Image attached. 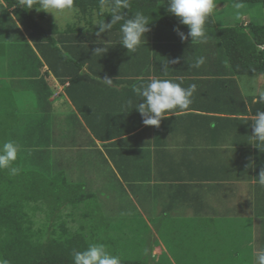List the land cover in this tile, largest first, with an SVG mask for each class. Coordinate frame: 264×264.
<instances>
[{
  "label": "trees",
  "instance_id": "trees-1",
  "mask_svg": "<svg viewBox=\"0 0 264 264\" xmlns=\"http://www.w3.org/2000/svg\"><path fill=\"white\" fill-rule=\"evenodd\" d=\"M225 2L234 4V0H216V4ZM19 3L21 0H0V34H6L10 30V33L16 36L15 42H21V45L11 42L16 54L19 55L25 50L35 57L36 71L27 74L28 85L38 83L40 87L34 85L30 89L32 94L36 95L38 103L48 98L49 93L44 86V78L38 80L37 75L34 76L46 66L44 77L51 74L60 84L68 83L65 89L66 96L76 110H79L83 119L87 120L83 114L86 98L91 96L90 90L102 84L101 80L95 78V71L111 73V63L126 68V61L131 53L127 52L120 43L122 37L120 23L123 21L114 25L111 30L98 34L96 23L98 21L108 23L111 20L107 6L112 0H75V7L78 9L75 14L76 21L67 25L64 30H59L56 25L50 23L45 28L40 24L45 20L44 17H47L43 10L36 7L26 9ZM242 3L243 7H246L242 8V10L246 9L245 12L255 6L264 8V0H242ZM129 5V8L124 10L126 18L139 11L150 20L149 31L145 33V42L133 53L151 52L155 61L154 70H160L156 68L157 64L162 68L166 67V64H174L175 68L183 70L181 72L195 68L194 71L204 72L205 75L217 74L221 70L223 73L228 72L237 76L253 78L264 76V24L256 25L249 22L244 26L242 20L244 14H240L238 15L240 21L234 26H218L212 15L205 26L208 34L207 42L191 43L190 37L181 41L174 31L179 29L187 36L189 29L167 11L166 0H129ZM5 25L11 26L9 30L6 31ZM10 33L6 36H11ZM5 56V50L0 47V58L5 59ZM199 57L204 58V63L197 68L193 65ZM7 69L8 75H12L9 66ZM226 82L236 85L233 80ZM235 91L236 112L243 114L246 108L242 105L238 89ZM5 93L9 95L7 90ZM97 94L104 96L105 92L97 91ZM2 95L4 93H0V96ZM234 110L232 109L233 112ZM263 110L264 103L254 104L253 112ZM0 112L3 113V115L0 113L3 119L14 120L12 115H4L3 109ZM98 112L100 116L96 118L102 120L108 118L106 110ZM96 118H93L94 123L90 121L86 123L95 139L111 141L123 135L124 131L118 132L114 124L104 126L101 120ZM3 121L0 122V144L5 141L20 143L18 158L13 165L20 171L17 175L11 176L7 170H0V258L7 259L10 264H73V250L83 251L89 243H103L112 255L120 257L121 264H163L161 259L156 261L151 252L152 246L158 245L161 241L166 243L164 233L161 241H153L150 247L149 240H140V236L148 232L146 227H140L143 219H133L135 215L127 214L126 217H130L132 222L139 223L131 225L125 220L126 214L124 217L121 214L120 225L111 226L108 215L104 213V207L99 206L97 201L93 206L86 204L87 199L90 201L94 198L86 194L87 187L84 182L80 183L84 179L83 176L86 177V170L82 166L84 161L80 157L85 156L88 151L86 148L89 145L94 147V143L89 136L83 138L86 132H83L84 128L76 117L74 131L71 130L72 139L71 132L66 134V138L77 142L80 149L72 160L77 167L71 166V170L76 168V173H68L74 178L78 177L79 184L75 185L67 183L69 175L64 173L69 170L67 150L64 152L53 148L52 132L48 130L46 124L40 125L42 118L27 120V127L28 125L30 127L29 130L26 129L23 138L14 136L11 127L8 129L9 133L5 135L2 130L6 127L3 124L6 123ZM32 122L34 126L31 125ZM77 127L82 132L75 136ZM120 128L127 130L126 126ZM86 140H90L89 145ZM124 143L125 141L119 142V144ZM111 145L116 144L114 142L105 145L106 150ZM63 154L66 158H63ZM110 158L118 168L122 165L127 166L131 159L130 156H118L116 163L111 154ZM132 160L138 161L136 157ZM86 184L90 185L87 180ZM84 204L87 206L83 208ZM94 222H107L106 228L111 227L120 231L115 236L105 233V236L99 235L96 233V228L100 225H94ZM200 227L202 226L195 228L198 231L191 234L193 238L200 239L208 231L204 226L203 230H199ZM172 255L174 254L171 253ZM177 255L174 257L177 258ZM237 257L239 262L241 258L245 260V257L240 256L239 253Z\"/></svg>",
  "mask_w": 264,
  "mask_h": 264
},
{
  "label": "crops",
  "instance_id": "crops-1",
  "mask_svg": "<svg viewBox=\"0 0 264 264\" xmlns=\"http://www.w3.org/2000/svg\"><path fill=\"white\" fill-rule=\"evenodd\" d=\"M153 61L151 52H131L126 68L111 63V73L95 71V78L102 84L90 90L91 96L86 98L83 114L87 120L66 96L68 83L60 84L51 74L44 77L47 68L43 66L34 76L37 75L38 80L44 78L48 98L38 103L33 95L34 104L20 120L27 125L29 118H42L40 125L46 124L52 132L53 148L67 150L68 173L75 174L77 169L71 170V166H77L72 160L80 149L79 144L71 140V130L74 131L75 117L78 119L86 132L83 138L89 136L94 143L93 147L89 145L90 140H86L88 151L80 157L86 170L85 181L83 179L80 183L84 182L86 194L93 196L99 206L121 205L122 202H115L114 197L101 199L99 193L92 192L96 180L105 182L106 179L116 187L118 184V189L125 191L133 202L138 199L141 202L143 198L141 204H148V215L154 216L160 208L166 211L174 210L175 206L191 209L192 216L186 218L188 222L196 218L204 222L203 226L207 221L211 223L202 236L211 238V242H207L210 246L207 252L212 248L216 251L222 245L239 249L250 243L252 247L246 253L249 252L254 261V251L264 247V186L258 182V175L264 170V147L259 149L253 144L251 117L256 113L253 112L256 104L253 99L259 91H264V76H237L221 70L217 74L205 75L194 71L195 68L181 72L183 70L175 68L174 64H166L163 68L157 64L158 71L154 70ZM3 65L7 68L6 59ZM188 65L191 64L188 62ZM84 70L87 69L84 67ZM152 77L171 79L185 88L196 85L189 109L162 118L159 127L144 125L134 108L142 101L133 89ZM28 80L26 76L24 81ZM228 80H233L236 85L227 83ZM235 89H238L246 108L243 114H237L235 109ZM97 91L106 95L100 96ZM101 110H106L108 118H96ZM93 118L100 119L104 126L114 124L118 132L124 131L123 135L111 141L95 139L86 124L89 121L94 123ZM31 125L34 126L33 122ZM121 126L127 127L126 132ZM77 129L75 136L82 132L79 127ZM68 132H71V139L66 138ZM61 136L65 138L61 140ZM121 141L125 143L119 144ZM114 142L116 145L106 150V146ZM110 154L116 163L118 156H130L131 159L127 166L118 168ZM134 157L138 161L132 160ZM78 159L77 156V162ZM121 214L124 217V213ZM202 227L199 230H203Z\"/></svg>",
  "mask_w": 264,
  "mask_h": 264
},
{
  "label": "rangeland",
  "instance_id": "rangeland-1",
  "mask_svg": "<svg viewBox=\"0 0 264 264\" xmlns=\"http://www.w3.org/2000/svg\"><path fill=\"white\" fill-rule=\"evenodd\" d=\"M233 5L234 4H231L230 2L229 3L225 2L222 5L221 4L217 5V7L215 8L212 14L214 15L213 20L215 24H217L218 26H234L237 22L240 21V19H238V15L240 14L241 15L244 14L242 18V20L244 21V26L249 22H252L256 25L264 24V8L262 9V7L260 6H255L245 12L244 10L246 9L242 10V8H246V7L236 9L234 8ZM43 12L47 14V17H44L45 20L42 21L40 24L44 25L45 28H47L50 23L56 25L59 28V30H64L67 25H70L76 21L75 15L65 19L59 16L54 17L53 14L47 13L45 11ZM10 27L11 26L9 25H5L6 31L9 30ZM7 33H10V30L6 32V34ZM6 34H0V47H2L3 50H5V55H6L5 59H6V63L8 64L6 66H9L10 74L12 75L10 76L8 75L7 73L8 69L5 68L3 65L4 59L0 58V93L1 94L4 93V95L0 96V106L4 110V115H12L15 118L14 120H12L11 118L3 119V116H1L0 122L4 120L3 122L7 124V125L3 124V126H6L4 130H2L4 131L5 135L9 133L8 129H10L11 127L12 132L14 131L13 132L14 136L18 138L19 137L23 138V136H25L24 133L26 132V129H28L30 125H28L27 127V125H25V123L21 121L20 118L27 112V110H30L29 108H31V105L34 104L35 102V98L33 97L32 94L33 92H31L30 89L34 87V85H36V84L28 85V82H25L24 79L26 78L27 74L36 71L35 68L36 61H35V57L28 54L25 50H22L21 54L17 55L16 54L17 52L14 51L11 46L12 45L11 42L16 41V36L12 33H10L11 36L9 35L6 36ZM15 43L21 45V42L19 41ZM36 87H40V85L37 83ZM6 90L8 91L9 95H5ZM29 136L30 134H28V137ZM60 138L61 140H63L65 137L61 136ZM16 143L20 146V143L18 142ZM63 158H66L65 154H63ZM64 173L68 174V172L67 173L64 172ZM99 177L100 175H97V178ZM102 177L104 178V176ZM76 180L79 181L77 177L74 178L73 175H69L67 179V183H69L70 185L72 184L74 185L75 183L77 184ZM118 187H119L118 184L116 187L114 183H112L111 181L107 182L105 179V182L96 180V183L94 187L91 188V190L92 192L99 193V197H101V199H105L106 197H114L115 202L122 201L121 205L116 204L117 206L108 205V204L104 205V209H105L104 213L108 215L109 225L111 226L117 224L120 225V220L122 218L121 213L126 214V216L127 214L135 215L133 219H137V220L140 218L143 219L142 220L143 223H141L140 227L142 226H144V228L146 227L149 233L147 232L144 235L140 236V240L142 239L149 240L150 247L153 241L155 240L161 241V237L163 235L162 233L165 234L167 240L166 243L165 241L163 242L161 241L158 247L157 245H155L154 247L152 246L153 249L151 248L152 249L151 254L154 255L156 261L161 259L162 260L161 262L163 264H254V261L250 258L249 252L246 253V251L250 250L252 247L250 243L242 245V247H240L239 249L235 247H224L222 245L221 248H216V251L212 248L210 251L207 252L206 250L210 248L207 242H211V238L202 237L200 239H196L191 236L192 233L198 231L195 228L204 225V222H201V220L196 218L191 222H188L186 220V218L192 216L191 209L185 210L181 206H175L174 210L168 209V211H166V209L160 208L157 211H155L156 213H154V216L148 215L149 213L147 212L146 209L148 204L146 206L141 204V202H143V198L140 199L141 202H139V199L133 202L127 196L126 192L118 189ZM86 201H87L86 204L88 206L91 205L93 206L96 200L92 199L88 201L87 199ZM86 204L83 205V208L85 207ZM131 204L132 206H130ZM159 206L164 207L161 206L160 204ZM149 207H148V211H149ZM107 208H112V209L107 210ZM163 210L166 211V213L161 212ZM142 215L144 216V218L142 217ZM130 219H131L130 217L125 218V220L131 223V225L139 224L138 222H134V221L132 222V220ZM106 224L107 222L104 223L94 222V225H100L99 228H96V233L102 236L103 235L105 236V234H108L110 236H115L116 233H119L120 230L114 228L111 229V227L106 228L105 226ZM210 226L211 223L207 221L204 227H206V229H209ZM245 240L248 241V239ZM199 242H201V245L199 244ZM181 243H183L182 246ZM171 253L174 255L177 254L179 255H177V258H175L174 255L171 256ZM238 253L240 256L243 255V257H246L245 260H242L241 258V261L239 262V260H237ZM130 255L133 254L130 253ZM143 255L144 254H142V256ZM133 256L137 258L136 255Z\"/></svg>",
  "mask_w": 264,
  "mask_h": 264
},
{
  "label": "clouds",
  "instance_id": "clouds-1",
  "mask_svg": "<svg viewBox=\"0 0 264 264\" xmlns=\"http://www.w3.org/2000/svg\"><path fill=\"white\" fill-rule=\"evenodd\" d=\"M167 11L177 17L181 24L189 29L187 36L179 29H174L177 35L184 41L191 38V43H206L208 34L206 24L217 7L216 0H166ZM21 7L30 9L33 7L51 13L54 17L70 18L78 9L75 0H21ZM129 0H112L107 6L110 22L98 21V34L111 30L114 25L120 23L122 33L120 43L129 52H135L145 42V33L149 31L148 17L137 11L130 18H126L124 10L129 8ZM234 8L243 7L242 0H234ZM99 50V49H97ZM96 50V51H97ZM204 58L199 57L194 67H200ZM111 81L110 79H107ZM196 85L182 87L180 83L171 79L152 77L146 83L142 82L133 91L140 98L134 107L142 117V122L147 126L159 127L161 119L170 115H177L189 109ZM253 103H264V91H259L254 97ZM252 139L259 149L264 147V111H257L252 117ZM20 146L14 141H5L0 144V170H7L8 174L15 176L19 168L13 166L17 161ZM258 182L264 186V170L258 175ZM73 264H121L118 255H112L103 243H89L83 251L73 250ZM0 264H10L7 259L0 258ZM254 264H264V247L254 251Z\"/></svg>",
  "mask_w": 264,
  "mask_h": 264
}]
</instances>
